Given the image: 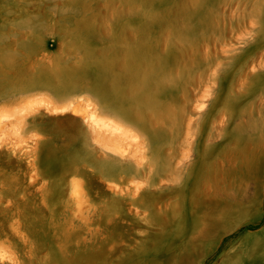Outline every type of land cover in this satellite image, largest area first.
I'll list each match as a JSON object with an SVG mask.
<instances>
[{
    "label": "rangeland",
    "instance_id": "1",
    "mask_svg": "<svg viewBox=\"0 0 264 264\" xmlns=\"http://www.w3.org/2000/svg\"><path fill=\"white\" fill-rule=\"evenodd\" d=\"M22 103L43 116L4 149L32 166L0 156V264H264V0H0V108ZM79 103L137 135L122 172L55 115ZM43 175L81 187L87 245L53 227Z\"/></svg>",
    "mask_w": 264,
    "mask_h": 264
},
{
    "label": "bare ground",
    "instance_id": "2",
    "mask_svg": "<svg viewBox=\"0 0 264 264\" xmlns=\"http://www.w3.org/2000/svg\"><path fill=\"white\" fill-rule=\"evenodd\" d=\"M28 100V99H27ZM26 101V100H24ZM34 101V100H33ZM45 101V100H44ZM72 102V101H71ZM48 103V102H47ZM43 105L45 103H42ZM28 105V104H27ZM25 103H22V104H13V105H8V106H3L0 108V156L3 157V156H6L8 157V163L9 164H14V153L16 155V158L19 156V158H17V162L18 164H16V166L18 167H22V166H26L27 164H32L33 163V160H31L32 157L28 158V156H24L23 154H18L17 151L12 153V152H7L4 150L6 149L5 148V145H6V140L9 139V135L13 134L15 136V138L18 139V141H24L27 140V139H24L23 138V134L21 135V132H22V127H26V126H30L31 124L33 126H36L38 123H39V118H41L43 115V113H37L35 112L32 116L31 119H28L27 116L24 115V113L22 115H19L17 113V110L18 109H21L22 111L26 110V106H27ZM30 105V104H29ZM50 105V104H49ZM59 105V104H58ZM65 106V105H64ZM72 106V107H71ZM46 107V105H45ZM31 108V107H30ZM65 108H67L65 106ZM46 109V108H45ZM47 110V109H46ZM54 110V109H53ZM20 111V110H19ZM27 111V110H26ZM44 111V109H43ZM48 111V112H47ZM47 111H44V112H47L48 115H51L49 114V110ZM94 110L92 111V109H89V108H85L82 104L79 103V105H70L69 106V109H64L62 111H60L58 114H55V115H59L60 113H69L68 116H82V118L84 119V121L87 123L90 131L92 132V136H97V134L99 136L96 137V139L99 141V145L101 146V142H102V146H101V154L104 156L105 159H107L111 164L113 163V166H115L114 164L115 163H118L116 165L117 167V171H120L122 172L121 170V165L123 163H125L124 161H126L128 159V155L129 153L126 152L128 146H129V143L133 144L132 142L133 141H136L138 139L134 138L136 137L137 135L135 134L134 137H132V135L130 137H127L125 138L124 137V133H123V127H121L119 124H116V123H113V122H108V121H104L101 114L99 117H97V113L94 114L93 113ZM47 114H44V115H47ZM27 115V114H26ZM50 117V116H49ZM71 120L74 118H70ZM129 133V132H128ZM127 136V135H126ZM129 136V135H128ZM136 139V140H135ZM28 142V141H26ZM97 143V141H96ZM18 144V143H17ZM138 144V142H137ZM98 145V144H97ZM40 147V145H39ZM38 147V148H39ZM44 148V147H43ZM134 149V148H133ZM39 150V149H38ZM47 151V150H46ZM37 152V151H35ZM34 152V156L36 155V153ZM40 152V150H39ZM38 152V153H39ZM135 152V151H134ZM133 152V154H135ZM48 154V151L46 152ZM2 154H6V155H2ZM40 154V153H39ZM45 154V153H44ZM26 155V154H25ZM24 156V157H23ZM45 158V156H44ZM47 158V157H46ZM36 159V157H35ZM43 159V158H42ZM46 161V162H45ZM43 159V163L45 162L47 165L49 163V161H47V159ZM16 162V161H15ZM48 162V163H47ZM105 162V160H104ZM106 163V162H105ZM108 163V162H107ZM51 164V163H50ZM49 164V165H50ZM54 164V163H53ZM57 165V164H56ZM55 165V166H56ZM32 166V165H31ZM46 166V165H45ZM54 166V165H53ZM50 167V166H49ZM58 167V166H56ZM69 167H72L69 165ZM37 168V167H36ZM41 168V167H39ZM56 169V168H55ZM42 171H45V170H42ZM63 171V170H62ZM51 174V173H50ZM49 175V174H48ZM41 176L42 177V184L40 185L42 187L41 189V192H42V195L44 197V199H42L44 201V203L46 204L47 207H49V209L51 210V212L56 215L57 211H59L61 209V207H63V210H65L67 212V217L65 218L64 220V223L62 225H60V227H58V225L54 224L53 227L55 229H58L60 230V228L62 229V236L64 239H68V240H73V241H76V244L79 246V245H87L88 242V233H89V227H90V224L92 223V221H89V220H80L79 222H77L78 220L75 219L74 217V220L71 219L72 215V204L73 202L76 201V199L80 198V192H79V189L81 188H78L77 186H75V184L72 182L69 183L68 180V177L67 176ZM55 175V174H54ZM31 177V181L30 183L32 184V182H34V180H36V178L34 176H30ZM52 177V180H50L49 178ZM89 177V176H88ZM100 177H105V178H108L109 176H100ZM115 177H118V176H115ZM158 177V176H157ZM160 177V176H159ZM77 182L81 183L83 181V179L81 180L80 178H75ZM80 179V180H79ZM90 179V178H89ZM81 181V182H80ZM91 180H87L85 181V184L86 185H83V195L84 193H86L87 195H93V194H96V192H92V190L90 189L89 187V183H90ZM29 182V181H28ZM84 183V182H83ZM160 186V185H159ZM158 187H156L157 189H160ZM161 187V186H160ZM150 189V191L152 192H156L157 190L156 189H153V188H148ZM81 190V189H80ZM107 190V189H106ZM152 192V193H153ZM135 193V192H134ZM138 193V192H136ZM136 193L132 196V198L130 197V199H123V198H118L116 197L115 199H113L112 201V205L109 206L108 208H113L110 209L108 212L107 210V214L102 217L104 220L106 221H110V216L112 214H121L122 215V211H121V208H122V204H123V201L124 200H127L128 203L130 204H136L139 200H140V203L146 205V201L145 199H143L142 197V194H139L138 196L136 195ZM83 195H82V198H83ZM88 198H91L88 197ZM83 200V199H82ZM81 200V201H82ZM77 202V201H76ZM87 202V201H86ZM156 202V201H155ZM159 200H158V204H159ZM89 202H87L88 204ZM78 204V203H77ZM86 204V205H87ZM80 205V204H78ZM83 205V204H82ZM90 205V204H89ZM154 205V203H153ZM157 205V204H155ZM154 205V206H155ZM79 207V206H78ZM85 207V206H84ZM76 208V207H75ZM81 208V207H80ZM87 208V207H86ZM102 208V207H100ZM98 208V211L99 209ZM104 210H105V207H103ZM107 208V209H108ZM161 208V207H160ZM159 208V209H160ZM88 209V208H87ZM74 210V209H73ZM77 210V209H76ZM81 210V209H80ZM103 210V211H104ZM72 211V212H71ZM82 211H83V208H82ZM90 211V210H89ZM88 211V212H89ZM3 210L0 208V220H6L8 218L9 215L8 212L7 213H3ZM80 212V211H79ZM97 212V210H95V213ZM101 211H99L100 213ZM106 212V210H105ZM83 213V212H82ZM103 213V212H102ZM90 213H88V216H89ZM76 216H80V213L79 215L75 213ZM94 215V214H93ZM101 215V213L99 214V216ZM104 215V213H103ZM83 216H84V213H83ZM96 218V215H94ZM55 217V216H54ZM92 217V214L91 216ZM89 217V218H90ZM73 218V217H72ZM101 218V216H100ZM11 219V217L9 218ZM14 219V218H13ZM18 219V218H16ZM4 220V221H5ZM93 220H96V219H93ZM98 220V218H97ZM100 220V219H99ZM20 221V220H19ZM19 221H16L17 222V226L18 223L20 224ZM101 221H103L101 219ZM3 223V221H1ZM7 222V221H6ZM6 222H4L3 226H5V229L6 230V227L8 228V226H6ZM10 222V221H8ZM1 223V224H2ZM94 223V222H93ZM22 224V223H21ZM8 225V224H7ZM10 225V224H9ZM25 225V224H24ZM27 225V224H26ZM75 225V226H74ZM13 226V225H12ZM11 227V225H10ZM15 227V226H14ZM14 227H11V229L13 230ZM24 227V226H23ZM29 226H27L28 228ZM9 229V228H8ZM8 229L6 231H8ZM11 229L7 232H4L2 234H0V238H2L3 240L0 241V245H4L6 246V242L8 241V236L9 235V232H11ZM18 229V228H17ZM21 229L23 230V228L21 227ZM20 229V230H21ZM25 229V227H24ZM18 230V231H20ZM16 231V230H15ZM27 231V230H26ZM22 232V231H21ZM88 232V233H87ZM15 233V232H14ZM12 234L11 236L15 235V234ZM25 233V232H24ZM23 234V233H22ZM26 234V233H25ZM29 234V232L27 233ZM21 235V234H20ZM30 235V234H29ZM28 235V236H29ZM10 236V237H11ZM18 236L17 238H19V235H16ZM25 236V235H24ZM31 237V236H30ZM26 238V237H24ZM20 241L21 239L23 240V242H25V240L21 237L19 238ZM28 239V238H27ZM32 240V239H31ZM16 241V240H15ZM29 241V240H28ZM22 242V241H21ZM27 242V241H26ZM32 242V249L34 250V252H36V249H37V242L35 241H31ZM16 243H19V242H16ZM29 243V242H28ZM29 245V244H28ZM24 246V245H22ZM27 246V244H26ZM31 248V246H30ZM2 250V249H1ZM3 252V251H1ZM4 253V252H3ZM1 254V253H0ZM3 255V254H2ZM5 255V253H4ZM3 255V256H4ZM12 255V254H10ZM34 255V254H33ZM14 255H12L13 257ZM15 258V257H14ZM18 259V258H17ZM19 261V260H18ZM15 262V261H14ZM5 264V263H4ZM19 264V263H17ZM23 264V263H22Z\"/></svg>",
    "mask_w": 264,
    "mask_h": 264
}]
</instances>
